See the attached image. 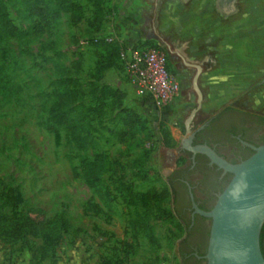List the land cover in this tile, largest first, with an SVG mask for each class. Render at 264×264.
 Masks as SVG:
<instances>
[{"label": "rangeland", "instance_id": "rangeland-1", "mask_svg": "<svg viewBox=\"0 0 264 264\" xmlns=\"http://www.w3.org/2000/svg\"><path fill=\"white\" fill-rule=\"evenodd\" d=\"M52 1L60 13L58 25L50 13L47 25L41 14L26 9L20 0H0V18L6 26L9 19L21 32L36 22L43 28L35 27L29 35H10L8 72L18 88L9 99L0 94V211L37 218L60 212L67 227L43 260L42 236L14 242L0 239V264H57L60 252L70 249L77 255L79 243L95 248L96 242L104 248L108 264H157L161 259L179 264L178 242L185 229L169 182L168 153L186 136L185 120L196 106L197 93L192 84L196 67L186 64L177 51L202 67L198 82L203 102L195 124L226 107L263 114L264 0H159L157 12L153 0H134L141 36L137 40L165 48L180 79L179 97L163 108L128 84L125 68L111 48L93 43L96 35L126 40L109 28L116 0L103 1L99 33L93 29V1ZM103 64H111L104 70V75L112 70L108 80L97 77ZM63 78L75 91L70 106L77 105V112L88 116L96 148L108 157L102 175L109 189L106 201L93 198L86 180L75 173L80 157L93 154L92 144L79 149L66 127L55 132L42 124L60 101ZM104 83L110 89L105 91ZM125 110L137 113L135 125L126 123ZM146 150L150 153L144 158ZM115 161L123 167L122 177L113 172ZM119 184H124L123 191L117 189ZM150 188L156 199L146 201L142 194ZM165 188L168 195L157 198ZM146 224L158 243L150 241Z\"/></svg>", "mask_w": 264, "mask_h": 264}, {"label": "flooded vegetation", "instance_id": "flooded-vegetation-1", "mask_svg": "<svg viewBox=\"0 0 264 264\" xmlns=\"http://www.w3.org/2000/svg\"><path fill=\"white\" fill-rule=\"evenodd\" d=\"M177 53L186 64L191 63ZM194 119L191 131H185L179 146L168 153L172 166L169 182L185 229L178 242L179 264H207L211 219L197 212L193 204L210 209L231 177L193 147L208 144L229 161L238 162L254 151L253 146L264 143V113L226 107L199 124Z\"/></svg>", "mask_w": 264, "mask_h": 264}, {"label": "trees", "instance_id": "trees-1", "mask_svg": "<svg viewBox=\"0 0 264 264\" xmlns=\"http://www.w3.org/2000/svg\"><path fill=\"white\" fill-rule=\"evenodd\" d=\"M26 9H31L32 12L41 14L45 20L46 24L50 23L47 18V14L50 13L52 16V21L55 25H58L60 13L57 8V4L52 0H20ZM96 8V20L94 24V31L99 33L102 29V24L104 22L103 18V6L104 0H90ZM3 9L5 5L3 4ZM6 15V12H5ZM9 26H6L4 20L0 18V94L3 99L11 98L18 88V85L12 81L11 74L8 72L9 63L7 62L8 55L12 52L9 41L11 33H18L20 35H29L35 27L42 30L40 23L31 24L25 32H21L16 25L12 24L9 19ZM93 43L96 45H101L104 47L111 48L116 53V59L119 60V43L116 41H107L104 36H95L93 38ZM111 64H103L98 70L97 77L102 79L104 76V70H106ZM69 82L68 78H63L60 88L59 99L60 101L54 104V108L50 114L48 120H43L42 124L49 130L57 132L60 126L66 127L67 134L71 137V141L75 143L80 148L87 144H92L95 148L91 156L80 157L79 164L75 166V173H79L86 180L89 188L91 189L94 198L98 196L101 200L106 201L109 195V189L105 184L103 173L109 165L108 157L104 152H101L97 147L98 142L94 138L89 125L86 123V114L82 112H77V105L70 106L71 99L74 90L67 87ZM109 85L107 83L103 84V88L106 91ZM63 94L67 97L64 99ZM68 102V103H67ZM139 116L133 114L132 111L125 110L126 123L133 126L138 122ZM150 150H146L144 153V158H147ZM115 169L114 173H117L119 177L123 176V167L121 163L114 162ZM80 170V172H79ZM123 183V182H122ZM122 185L119 184L117 189L123 191ZM138 195V194H137ZM146 201L156 199L154 194V188H150L142 194ZM168 195V190L165 188L157 198H165ZM9 198L7 201H10ZM90 203V202H89ZM86 203L87 205L89 204ZM93 206L96 209H101L97 202H93ZM208 210V209H207ZM148 230V237L151 242L158 243L157 236L152 230V227L148 224L145 225ZM67 227V222L63 218L60 212L55 213L53 216L48 218H37L31 215L22 214H9L0 211V239L5 242H14L20 240L27 236H42L45 238L43 245L41 246L42 254L40 260L47 258L52 251V248L57 244L56 240L61 236L62 231ZM53 246V247H52ZM261 246L264 254V225L261 234ZM51 247V248H50ZM54 251V249H53ZM52 253V252H51ZM39 262V261H38Z\"/></svg>", "mask_w": 264, "mask_h": 264}, {"label": "water", "instance_id": "water-1", "mask_svg": "<svg viewBox=\"0 0 264 264\" xmlns=\"http://www.w3.org/2000/svg\"><path fill=\"white\" fill-rule=\"evenodd\" d=\"M196 67L192 84L197 93L194 106L185 120V131L203 102L199 86L202 67ZM254 151L238 162L229 161L208 144L193 147L205 153L212 163L230 172L231 177L210 209H203L194 202L196 211L211 219L207 264H264L261 234L264 225V143L253 146ZM220 257V259H218Z\"/></svg>", "mask_w": 264, "mask_h": 264}, {"label": "built area", "instance_id": "built-area-1", "mask_svg": "<svg viewBox=\"0 0 264 264\" xmlns=\"http://www.w3.org/2000/svg\"><path fill=\"white\" fill-rule=\"evenodd\" d=\"M104 37L119 43V62L140 96L151 100L157 108H163L179 97L180 79L170 66L165 48L146 40ZM157 264L175 263L161 259Z\"/></svg>", "mask_w": 264, "mask_h": 264}, {"label": "crops", "instance_id": "crops-1", "mask_svg": "<svg viewBox=\"0 0 264 264\" xmlns=\"http://www.w3.org/2000/svg\"><path fill=\"white\" fill-rule=\"evenodd\" d=\"M134 0H116L113 3L120 7L117 11L114 10L113 20L110 23V30H114L118 35L122 37H127L126 40L134 39L137 40L141 38L140 34L137 32V18L136 13L133 9ZM152 8L154 12H157L159 8V0H153ZM157 33V24L154 22L153 31ZM154 33L150 34V38H156ZM110 69L105 72L104 79L108 80ZM130 86H133L131 82L128 83ZM86 247L79 243L80 251L77 255L72 254V250L68 249L66 253L60 252V257L58 258L57 264H108L107 259L104 256V248L98 242L95 243V248H91L89 243H86ZM65 246V245H61ZM71 252V253H70ZM96 252V253H95ZM94 256V257H93ZM93 258L95 260H93Z\"/></svg>", "mask_w": 264, "mask_h": 264}, {"label": "clouds", "instance_id": "clouds-1", "mask_svg": "<svg viewBox=\"0 0 264 264\" xmlns=\"http://www.w3.org/2000/svg\"><path fill=\"white\" fill-rule=\"evenodd\" d=\"M218 259H220V257H218Z\"/></svg>", "mask_w": 264, "mask_h": 264}]
</instances>
